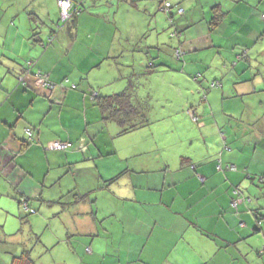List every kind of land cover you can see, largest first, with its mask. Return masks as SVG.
I'll return each instance as SVG.
<instances>
[{
	"label": "crops",
	"instance_id": "crops-1",
	"mask_svg": "<svg viewBox=\"0 0 264 264\" xmlns=\"http://www.w3.org/2000/svg\"><path fill=\"white\" fill-rule=\"evenodd\" d=\"M71 1L76 15L73 24L63 25L59 0H0V42L16 60L0 74V206L11 214L25 202L26 218L45 204L56 207L50 216L64 226L59 243L68 242L81 263L264 264V220L257 216L264 201L250 196L262 192L253 188L256 181L264 184V0H168L173 7L166 14L164 0ZM215 7L226 17L212 28ZM167 23L175 27L173 47L189 55L184 70L209 69L204 54L226 70L203 74L198 82L195 74H141L167 63L160 55L153 63L144 51L161 45ZM66 27L68 57L90 64L75 74H63L59 66L67 59V44L57 42ZM243 52L247 61L231 67ZM130 60L139 74L123 73ZM104 65L110 69L104 78L86 74ZM38 72L54 87L36 78ZM135 79L155 87L162 82L154 97H165L167 113L150 116ZM213 81L221 87L210 90ZM125 91L143 107L149 125L121 134L87 95ZM161 122L170 124L167 137L141 134ZM27 128L34 130L31 141ZM124 137L133 142L131 151L146 153L143 144H156L150 167L144 158L131 161L138 152H118L115 140ZM60 143L69 146L60 149ZM186 143L187 152L172 154ZM229 164L237 171L226 170ZM235 188L243 192L234 195ZM236 245L244 260L228 254Z\"/></svg>",
	"mask_w": 264,
	"mask_h": 264
},
{
	"label": "rangeland",
	"instance_id": "rangeland-1",
	"mask_svg": "<svg viewBox=\"0 0 264 264\" xmlns=\"http://www.w3.org/2000/svg\"><path fill=\"white\" fill-rule=\"evenodd\" d=\"M165 1H163L164 4ZM172 5L170 4V7L172 9ZM179 13V15H181L183 13L182 9H178L177 11ZM61 16V15H60ZM180 16L176 15V21L179 19ZM173 18V17H172ZM61 19V18H60ZM73 20L74 18H72L71 20V24H73ZM33 22V26H37L38 25L35 23V20L32 21ZM61 23L63 25H68L70 24L69 22H65L61 19ZM173 25V24H172ZM169 25L167 23V27L166 30L162 29L160 31V46L159 47H155L152 50H148L147 48L144 49L145 51V55L146 57H150L153 59V63L155 61H157V55H160V59H162L161 61H167V63L164 65L159 66L160 64H157L158 66L155 69H150L152 73L148 72V67H146L145 69V73H141V74H201L199 72L196 73H192L189 72L188 70H184V67L186 66V63L184 62H180L176 59V48L177 47H173L174 45L172 43H177V40L174 39L173 34L175 33V27ZM63 27V26H62ZM67 28V27H66ZM64 30V29H63ZM67 30H64L63 32L60 33V41L58 40L57 42H59L58 45H63V44H67V48H64V52L66 55L65 61H63L62 63L59 64L61 70L64 69V73L69 72V74H75L77 67L78 66H83V67H88L90 64L89 63H80V59L81 56L79 55H75V57L71 56L68 57L67 53L69 48L71 47L70 44H68V38L69 35L67 34ZM62 31V29L60 30ZM38 32L35 29V33ZM33 35V34H32ZM85 33L82 32V34L80 35V40L84 39L85 37ZM67 36V37H66ZM33 45H38L37 42H35V39L31 40ZM4 41L0 42V54L3 55V57L1 58L3 61V65H0V74H5L6 72V68L8 65L11 64V58H13V61L15 62L16 60L14 59L12 53L9 51H7V47H4ZM42 46V45H41ZM40 47H34V51L35 52H39ZM42 51L40 52L41 54L44 52V48L45 46H42ZM17 52L19 53L18 57H20V50H17ZM44 55V54H43ZM154 56H156V58H154ZM189 55H183L181 54V57H183L181 59L185 60V57H188ZM204 57L208 58V61L206 64L209 65V69H204L201 68V71H203V74H221L222 70H226V68H223L222 64L220 66H218V60L215 59V57H213L212 55H208V54H204ZM150 58V59H151ZM17 59V58H16ZM37 59V58H36ZM24 60V59H22ZM214 60V61H212ZM130 69L129 70H124L123 73L124 74H139L140 71L136 70L133 71V60H130ZM201 63H198V66H200ZM191 66H196L191 65ZM162 69V70H161ZM109 67L107 65H104L102 67L101 70H99L98 72L95 70H92L91 73L88 72L86 74H93L92 77H94V74H97V76H99L100 78H104L102 74H110L109 73ZM166 72H165V71ZM196 71V70H194ZM229 70H227L226 73H228ZM155 72V73H154ZM234 72V69H233ZM239 72V71H238ZM67 74V73H66ZM106 76V75H105ZM111 77V76H110ZM211 77V76H209ZM23 78V77H22ZM20 78V79H22ZM99 78V79H100ZM132 83V82H131ZM134 83H136V87L142 92V97H145V102L149 101L150 103V107L151 110L149 111V114L151 117H154L155 115H161L162 113H167L168 111H165L167 109L166 104L163 102V99L165 98L163 96V99L160 100V102L155 100L154 96V90L155 88H163L162 82H160V84L158 86L155 87L153 82L150 81H146L144 80L142 83L139 84V80L135 79ZM133 83V84H134ZM25 84V81H24ZM51 89V88H49ZM196 91L198 93V89L199 86H196ZM81 95L84 97V92L82 90H78ZM121 91V88H119V92ZM96 92H92L87 95L90 96V100L93 101L95 99H92L91 94H93V98L95 97ZM113 94H115V92H112ZM94 103V102H93ZM83 105V103H82ZM84 106V105H83ZM85 107L82 108V115L84 116L85 114ZM90 113H93L92 111H90ZM89 127L95 128V125L91 124L89 125ZM184 129H186V127L184 128V126H182L180 131H183ZM192 131L193 132V136L196 135V127L193 126L192 124L190 125L188 123V128L187 131ZM170 124L165 125L164 122L158 123V124H152L150 126L149 129H146L145 131H143L141 134L146 138L150 137L151 138L155 135V136H159L160 134L163 136H168L170 134ZM154 138H158V137H154ZM133 140V139H132ZM138 140H135L134 143H137ZM133 144L132 141H130L129 139H127V137L121 138V139H117L115 140V146L118 150V152L120 154L125 153V152H130V154L132 155L134 152L140 155V156H132L131 157V161L136 160L137 158H144L146 160V164L149 165V167L151 166L150 163L154 162V159H156V157L154 156V150H155V146L156 144L154 142H150V143H146L143 144L145 145L147 148L144 151L145 152H141V151H131L130 147ZM141 144V143H140ZM187 146H179L178 144L174 145V147H183L181 148L180 151H175L172 150V154L174 155L175 153L177 154V152H187L189 149V144L186 143ZM164 145L161 143V146ZM171 145V144H169ZM142 147V146H140ZM201 151V149L197 150V152L199 153ZM158 151H156L157 153ZM150 153H152L150 155ZM136 159H135V158ZM116 163L120 164L118 162L117 159ZM235 165V164H233ZM256 179H254L255 181ZM260 180V179H259ZM261 181V180H260ZM256 184L253 185L254 187H258L260 189V193H256L255 192H251L250 196L253 199V201H255L256 199H258L259 201H264V184L259 185V181L255 182ZM242 190L240 189V192ZM243 192V191H242ZM245 196H247L246 194H244ZM1 198H3L4 200H7L5 196H1ZM250 198V199H251ZM12 202V201H11ZM2 203V201H1ZM2 205V204H1ZM21 209V210H20ZM56 207L54 206H50L45 204L42 208L41 212H37L35 214L29 215L27 218V210L25 208V202L22 203V207H17V211L15 213H11V214H7V211L4 210V208L2 206H0V264H11L13 257L15 256H19L23 250L25 249H29L32 252V258L35 261L36 264H64V263H68V264H90L88 262L86 263H81L79 262L78 257L79 254L74 253V251H71L70 248V244L68 242H61L59 243V239H58V234L60 233V237H63L64 235V226L63 225H59L58 221H57V217L54 216H50V214H52V211L55 210ZM45 217H44V216ZM48 215V216H47ZM264 215V213H263ZM264 220V218H263ZM117 232H119V229H117ZM259 240V239H258ZM75 245H77L75 243ZM247 245L243 246V249L246 251L248 248ZM237 248H241L240 245H236L235 248H230L231 251L228 253L230 256H235L238 257L239 260H244L243 255H240V253H238V249ZM246 248V249H245ZM253 254V253H252ZM251 254V255H252ZM251 255H248V257H250ZM254 256V255H252ZM77 258V259H76ZM184 259V258H182ZM100 261V259H96L95 264H97ZM93 264V263H92Z\"/></svg>",
	"mask_w": 264,
	"mask_h": 264
},
{
	"label": "trees",
	"instance_id": "trees-1",
	"mask_svg": "<svg viewBox=\"0 0 264 264\" xmlns=\"http://www.w3.org/2000/svg\"><path fill=\"white\" fill-rule=\"evenodd\" d=\"M163 12L165 14L167 13V12L162 10V13ZM75 15H76V13H73L72 18H74ZM224 17H226V14L224 12L220 11L217 7H215L213 9V15L211 17V22H210L211 27L212 28L217 27L221 23V21L224 19ZM263 17H264V14L262 15V18ZM72 18L68 21L69 23L71 22ZM178 50L180 51V54H182V56L185 54V52L181 48H176V51H178ZM243 51H245V50H243ZM247 55L248 54H246L244 52L239 54L237 57V60L232 62L231 67H233L239 63H243V62L247 61ZM182 58L183 57H181V56L180 57L176 56V59L178 61L184 63L185 62L184 60L181 61ZM201 77H202V73L201 74H195L192 79L194 82H198V80L201 79ZM220 87H221V84L219 83V81H213L210 83L209 89L214 90V89H217ZM203 98L206 100L207 95L205 94L203 96ZM94 99L97 101V103H95V105L98 106L102 112L103 119L105 121H111L112 120V121L117 122L119 124V126L121 127V134L129 133L131 131L137 130L139 128H144V127H147L149 125V122H148V119L146 118L143 107L140 108V106L134 105L132 102V95L128 94L126 91L119 93V94H116V95L105 96V97L97 95L96 97H94ZM191 111L192 110H190V112ZM190 116H191V119L195 123L199 122L198 121L199 118H198V116L195 115V113L190 114ZM27 129L33 130L32 128H27ZM32 137L29 138V141L32 140ZM224 149L229 150V149H231V147L226 145L224 147ZM232 166H234L236 169L235 170L232 169ZM225 169L228 171H237V166L233 165V164H229L225 167ZM225 169L219 167V170L221 172H223ZM236 191L238 193H235ZM233 194L239 195L240 190L238 188H235V190L233 191ZM28 210H29V207H28ZM257 216H259V220H260V216L262 218H264V215L261 213L260 214L257 213ZM11 264H36V263L32 258L31 250L25 249L22 251V253L19 256L13 257Z\"/></svg>",
	"mask_w": 264,
	"mask_h": 264
},
{
	"label": "built area",
	"instance_id": "built-area-1",
	"mask_svg": "<svg viewBox=\"0 0 264 264\" xmlns=\"http://www.w3.org/2000/svg\"><path fill=\"white\" fill-rule=\"evenodd\" d=\"M164 1L165 2H164V6H163L162 10L168 13V12H170V8H169L170 7V3H169L168 0H164ZM58 3H59V8H60L61 19L63 21H65V22L66 21L68 22L72 18L73 13H74L73 12V2L71 0H59ZM176 56L177 57H180L181 56L179 50L176 51ZM31 65H32V63H31ZM35 77L38 78V79H41L45 83V85L47 87H50V88H53L54 87V84L49 81L48 76L42 75V74H40L38 72V73H36V76ZM21 81L24 83V78H22ZM26 132H27V134H28V136L30 138L33 136V130L26 129ZM68 146L69 145L66 144V143H60V144H58V147L60 149H65ZM232 169L235 170L236 168L234 166H232ZM235 193H238V192L236 191ZM25 208H26V210H28L27 204H25Z\"/></svg>",
	"mask_w": 264,
	"mask_h": 264
}]
</instances>
